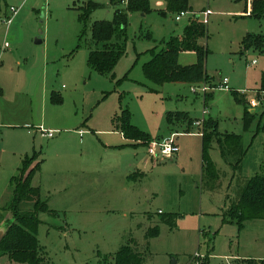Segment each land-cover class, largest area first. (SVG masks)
<instances>
[{
    "label": "rangeland",
    "instance_id": "374dc122",
    "mask_svg": "<svg viewBox=\"0 0 264 264\" xmlns=\"http://www.w3.org/2000/svg\"><path fill=\"white\" fill-rule=\"evenodd\" d=\"M111 1H0V98L6 102L0 116L4 112L11 122L14 114L6 112L7 103L19 96L21 123L29 118L34 127L42 124L61 132L53 140L33 138L23 127L8 131L0 125V134L5 132L6 140L10 134L24 150L12 173L0 156V206L9 201L10 177L17 175L27 156L39 153L41 164L32 185L40 186L49 210L39 214L37 229L48 264H113L114 255L127 244L143 256L144 264L264 260V220H246L241 228L228 221L230 203L245 182L264 175V134L257 131L264 43L262 50L242 51L246 36L264 38V18L245 16L243 0H188L187 11L176 22L177 13L167 11L166 0H143L145 11L137 6L127 13L125 54L110 75H100L87 66L89 51L94 49L91 28L95 22L113 19ZM113 1L120 10L129 2ZM88 2L103 7L82 23L79 9ZM10 8L17 10L13 17ZM193 17L205 24L206 36L199 44L207 51L209 81L189 87L183 83L157 86L144 80L141 65L150 52L170 37H181ZM196 62L194 52L178 55L181 66ZM224 77L231 91L218 89ZM202 86L209 89L205 95L199 91ZM51 93L60 102L51 100V104ZM234 93L248 101L247 111L254 114L247 129L243 122L247 105L240 104ZM123 110L151 142H161L157 140L171 132L185 133L186 127L194 134L178 136L177 155L150 158L144 171L124 175L121 171H127L128 165L134 169L147 156L151 142L145 146L127 137L122 140L115 118ZM169 112H180L184 121L167 127ZM208 120L217 124L219 137L241 136L244 157L235 168L234 155L222 157L213 141L209 157L218 178L205 185L201 134L196 129L201 132ZM200 121L202 126H191ZM79 131L84 132L81 139ZM57 156L64 158L62 170L53 171L59 164ZM31 207L22 204L20 211L29 212ZM4 216L11 220L10 214ZM0 264L14 263L3 257Z\"/></svg>",
    "mask_w": 264,
    "mask_h": 264
},
{
    "label": "trees",
    "instance_id": "16d2710c",
    "mask_svg": "<svg viewBox=\"0 0 264 264\" xmlns=\"http://www.w3.org/2000/svg\"><path fill=\"white\" fill-rule=\"evenodd\" d=\"M243 1L246 4L245 14L248 17L264 18V0ZM166 4L167 11L177 14L186 12L188 9V0H166ZM85 5L84 8L79 9V17L82 23L88 20V16L95 9L103 7L91 2ZM110 5L115 6L113 19L95 22L91 28V40L94 43V49L89 51L87 66L91 71L100 75H110L119 59L125 54L128 11L130 12L137 6H140L143 11L146 10V1L143 0L139 2L129 0L126 8L121 10L116 8V3L113 0ZM205 36V24L199 18L193 17L184 27L181 37H170L161 42L158 51L152 50L150 52L151 59L142 66L144 79L157 86L168 83H183L191 87L208 82L209 77L205 71L207 51L199 44V41ZM80 38L82 39V36ZM263 43L264 38L262 36H246L242 41V51L262 50ZM182 52H194L197 55V62L191 66L179 65L178 55ZM259 94L263 96L261 100H258L262 112L259 116L257 131L260 130L264 134V76L257 95ZM233 95L240 104L247 105L243 119L247 129L253 123L254 114H251L249 110L247 111L248 101L243 98L240 100L236 93ZM51 100L53 103L60 102V99H55V97H52ZM180 114V112H169L165 117L166 126L172 127L174 123L182 120L183 115ZM115 123L125 139L127 137L131 140L140 141L145 146L151 142L146 133L139 131L131 124L130 114L127 110H123L115 118ZM191 126H193V122H191ZM202 128V183L209 185L218 178L214 164L209 157V150L213 141L218 143L222 157H227V153L234 155L233 158H236L235 168L242 163L244 152L241 149V136L226 133L219 137L217 124L212 120L206 121ZM185 131V133H190L187 131V127ZM172 133L176 132H171L170 135ZM162 139L164 138L160 137L157 141ZM38 157V154L34 153L23 160L17 175L10 182L12 190L10 200L5 206L0 207V227L6 225L5 236L0 242V258L7 257L14 264H48L42 255V248L37 238V229L41 224L39 214L47 213L49 210L47 203L41 196V190L32 185V178L38 171L40 164L37 161ZM30 164L33 165L31 168H29ZM22 204H32L31 211L21 212L20 206ZM5 213L11 215V220L6 219ZM255 219L264 220V175L259 174L245 182L239 190L236 200L230 203L228 215V221L237 222L239 228L242 227L244 221ZM112 259L113 264H144L143 256L131 244L122 246ZM240 264H264V260H242Z\"/></svg>",
    "mask_w": 264,
    "mask_h": 264
},
{
    "label": "crops",
    "instance_id": "0c3cea01",
    "mask_svg": "<svg viewBox=\"0 0 264 264\" xmlns=\"http://www.w3.org/2000/svg\"><path fill=\"white\" fill-rule=\"evenodd\" d=\"M242 15H244V14L242 13ZM245 16H247V14H245ZM156 51H158V49ZM147 58H148L147 60L149 61L151 59V55H149V57H147ZM148 61H146V62H148ZM143 64L141 65V71H142ZM142 78L144 79L143 74H142ZM220 82H221V80L219 81V83ZM142 84H144V83H142ZM228 88L231 91V88L229 87V81H228ZM0 96H1V93H0ZM18 97L14 100L13 103H7L6 112L13 113L14 114V118L11 119V122H7L6 121L7 119H5L3 117V113L4 112H2V114H1L2 116H0V125H2L8 131L20 129V128L23 127L24 129H27L28 130L27 131V135L28 136H31L32 135L33 138H34V136H39L42 139H47V138L42 137L40 135L39 131H38L39 127H43L42 124L39 125L38 127H36V126L34 127L33 125H30L31 123H30V119L29 118H28L27 122L25 121V122L21 123L22 122L21 121V115H19V111H18V108L21 107V102L18 103V101H17L18 100ZM52 97L53 98L55 97V99H58V100L60 99L56 94L51 93L49 95V100H50V103L51 104H52V102H51ZM0 103H1L0 104V108L4 109L6 107V104H4V103H6V102H4L0 98ZM17 119H19V120L16 121ZM48 126H50V125H48ZM43 128L46 129V130H51V131H54L55 132L53 138H50L51 140L55 139V137H57L61 133L58 129H53L51 127H43ZM191 132L190 133H176V134H178V136H181V135H192V134H194V133H191ZM196 132L197 133H200V132L197 131V129H196ZM172 134H174V133H172ZM73 135H76V133L73 134ZM82 135H84V132L83 131H79L78 132V136H79L80 139L82 138L81 137ZM121 136H122V140H126L125 137L122 134H121ZM178 136L176 137V139L178 138ZM8 138L9 139L6 140V134H5V132H1V134H0V156L3 157V166H5V168L6 167L9 168V172L12 173V170L18 164V162L20 160V157L23 156L24 150L22 148V145L23 144L21 142H17L10 134H9V137ZM57 142H59V141H57ZM81 142L82 141L80 140L79 143H81ZM201 142H202V140H201ZM37 154H39V153H37ZM57 157H58L57 160H58L59 164L57 166L53 167V171L62 170L60 168L62 167V163H63L64 158L61 157V156H57ZM64 157H65V161H66L67 156H64ZM38 162H40V161H38ZM149 162H150V157H148V155H147L146 157H143L142 160H139L138 161L136 168L133 169L132 166L128 165L126 167L127 171H125V172L124 171H121V173L124 174V175H127V176H130L131 174H133V176L134 175H137V174H139V171H144V168H146L147 166H149ZM40 164H41V162H40ZM40 164H39V166H40ZM201 172H202V170H201ZM6 175L7 174L5 172L2 173V176H6ZM133 176H131V177H133ZM13 177H14V175H12L10 177V179H9V185H10V188H9L10 189L9 196L10 197H11V193H12L10 182H11V179ZM34 187L40 189V186L39 185L34 186ZM41 196H42V198L44 197V193L42 191H41ZM10 197H9V200H10ZM43 199H45V198H43ZM3 206L4 205H2L0 207H3Z\"/></svg>",
    "mask_w": 264,
    "mask_h": 264
},
{
    "label": "built area",
    "instance_id": "2783aa9c",
    "mask_svg": "<svg viewBox=\"0 0 264 264\" xmlns=\"http://www.w3.org/2000/svg\"><path fill=\"white\" fill-rule=\"evenodd\" d=\"M9 11H10V14L12 17L17 13V11L13 8H10ZM183 13L184 12H180L179 14H177V16L175 18L176 22L180 21ZM9 21L10 20H8V22ZM217 87L219 90H224V91L230 90L228 88V79L223 78ZM208 90L209 89L206 86H202V88L199 89V91L203 95H205ZM191 92L195 93L193 88H191ZM203 115H204V112H203ZM202 123L203 122H201V121L195 122L193 125L194 126H202ZM202 129H201V132L199 133V134H201V136H202ZM38 131L42 137L47 138V139L53 138V136L55 134L54 131L46 130L43 127H39ZM177 136H178V134L174 133V134H171L169 137L164 138L161 142H151L149 147H148V150H147L148 157H150V158L160 157L161 159H163V158H170L174 155H177L179 153V148L175 144ZM194 256L198 257V254H194Z\"/></svg>",
    "mask_w": 264,
    "mask_h": 264
},
{
    "label": "water",
    "instance_id": "95a60500",
    "mask_svg": "<svg viewBox=\"0 0 264 264\" xmlns=\"http://www.w3.org/2000/svg\"><path fill=\"white\" fill-rule=\"evenodd\" d=\"M40 43L41 41L39 39L36 40V44H40ZM1 227L3 228V230H0V242L4 238L5 233H6V225H2Z\"/></svg>",
    "mask_w": 264,
    "mask_h": 264
}]
</instances>
